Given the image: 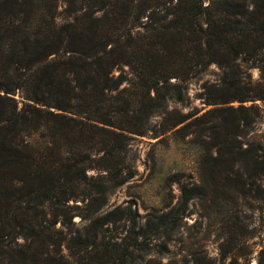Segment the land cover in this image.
Listing matches in <instances>:
<instances>
[{
  "label": "trees",
  "instance_id": "1",
  "mask_svg": "<svg viewBox=\"0 0 264 264\" xmlns=\"http://www.w3.org/2000/svg\"><path fill=\"white\" fill-rule=\"evenodd\" d=\"M240 59L264 75V0H0V264H72L63 248L82 264H176L163 257L198 184H183L178 207L141 225L131 206L95 215L131 176L120 166L131 138L213 63L223 74L203 95L214 107L172 127L204 124L205 142L218 146L205 168L213 194L264 198V146L243 145L237 114L259 108L230 105L257 99ZM78 209L92 233L68 240L57 225ZM124 217L133 225L119 242L107 232ZM238 221L223 226L218 257L195 254L192 264H242L249 237Z\"/></svg>",
  "mask_w": 264,
  "mask_h": 264
},
{
  "label": "rangeland",
  "instance_id": "2",
  "mask_svg": "<svg viewBox=\"0 0 264 264\" xmlns=\"http://www.w3.org/2000/svg\"><path fill=\"white\" fill-rule=\"evenodd\" d=\"M207 2L209 0H206ZM66 6L63 1L60 2L58 22H64L69 18ZM146 19L144 17V20ZM238 62L244 85L257 99H248L244 102L235 100L230 105L234 107L253 105L259 108V112L257 110L237 112L247 121L240 138L243 139L245 147L256 140L264 146V99L261 98L264 97V75L258 66L243 62L241 59ZM124 70L128 71V67L125 66ZM120 72V69L115 71L116 74ZM222 74L223 70L215 63L199 71L185 82V97L182 101L175 98L168 100L167 111L151 117L150 130L144 135H134L131 138L125 153L126 159L120 163L131 176L110 192L107 205L95 215L101 217L116 207L131 206L136 211L137 224L141 225L152 213H162L178 207L181 202L180 187L183 184L189 187L198 184L199 188L195 189V196L189 202L187 214L170 243V251L163 257L165 262L171 260L176 264H192L195 254L204 253L218 257L219 244L225 236L223 226L230 221L239 220L238 224H245L247 228L243 237H249V241L242 251L249 254L241 259L242 264H247V258L250 264H256L257 254L264 244V198L258 200L250 196L241 197L233 190L222 189L219 196L213 194L209 185L204 182L205 168L211 153L217 154L218 146L209 147L206 143L210 139L204 124L183 126L214 107L205 102L203 86L219 81ZM183 115L191 118L172 127V124ZM164 128L170 130L161 133ZM213 195L218 202L214 201ZM85 213L84 209H78L72 223L67 222L65 226L57 225V228H64V235L68 240L76 235L85 237L92 233L87 229L91 220L84 218ZM132 225V220L124 217L110 225L112 231L107 232V235L115 237L120 242L130 233ZM96 230L101 235L102 228ZM63 253L72 264H82L78 256H69L71 253L69 249L63 248ZM151 253L150 256L153 254L156 256L155 249Z\"/></svg>",
  "mask_w": 264,
  "mask_h": 264
}]
</instances>
